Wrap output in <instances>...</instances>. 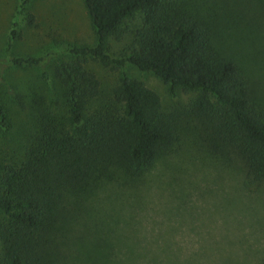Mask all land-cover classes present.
Masks as SVG:
<instances>
[{"label":"trees","instance_id":"16d2710c","mask_svg":"<svg viewBox=\"0 0 264 264\" xmlns=\"http://www.w3.org/2000/svg\"><path fill=\"white\" fill-rule=\"evenodd\" d=\"M20 1L24 8L29 0ZM84 3L96 43L71 46L72 59L56 64L52 72H41L43 82L56 84L55 90L33 98L34 130L21 154L0 151V264H170L167 245L159 250L120 249L125 258L113 257L117 252L112 249L103 258L66 257L71 197L78 199L85 186L115 171L136 180L161 155L178 149L180 122L194 117L213 139L241 156L247 185L264 182V104L257 102L254 82L244 69L216 45L222 14L212 0ZM29 17L32 21L33 15ZM18 35L15 21L9 49ZM112 35L128 37L117 57L108 52ZM89 58L112 69L132 64L172 87L200 93L187 105L164 109L154 89L123 72L108 97L92 105L100 81L85 66ZM42 60L9 57L16 66H37ZM10 126L8 107L0 98V127ZM207 140L212 143L208 134ZM94 246L91 242L90 255ZM161 252L166 258L159 257ZM68 253L77 254V248Z\"/></svg>","mask_w":264,"mask_h":264},{"label":"rangeland","instance_id":"374dc122","mask_svg":"<svg viewBox=\"0 0 264 264\" xmlns=\"http://www.w3.org/2000/svg\"><path fill=\"white\" fill-rule=\"evenodd\" d=\"M212 1L222 14L216 45L244 69L254 82L257 102L264 104V0ZM15 21L19 37L9 49ZM127 40L126 35L121 40L109 36V54L119 56ZM95 43L84 0H29L24 8L20 0H0V98L11 122L8 130L0 127V151L21 154L34 130L33 98L55 90L56 84L43 82L41 72L72 59L71 46ZM12 55L43 60L37 66H16L9 62ZM85 66L100 81L92 105L108 97L123 72L154 89L164 109L187 105L200 93L172 87L132 64L112 69L89 58ZM201 124L196 117L181 121L178 149L161 155L136 180L115 171L85 186L78 199L71 197L66 257L103 258L112 249L119 254L113 257L125 258L120 249L167 245L170 264H259L264 258V182L247 185L241 156ZM91 242L97 252L90 255ZM71 247L77 254L68 253Z\"/></svg>","mask_w":264,"mask_h":264}]
</instances>
